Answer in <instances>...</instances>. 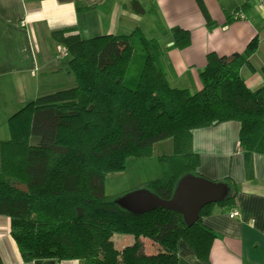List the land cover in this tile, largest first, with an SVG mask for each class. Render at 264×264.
<instances>
[{"label":"trees","instance_id":"1","mask_svg":"<svg viewBox=\"0 0 264 264\" xmlns=\"http://www.w3.org/2000/svg\"><path fill=\"white\" fill-rule=\"evenodd\" d=\"M195 1L206 26L214 25L203 0ZM128 6L139 15L153 11L137 0ZM169 32L172 47L189 44L188 30L175 26ZM58 39L71 56L68 70L75 85L25 102L8 117L9 137L0 141V214L10 219L22 260L178 264L177 243L183 240L207 262L214 234L202 217L215 204H235L238 189L231 178L217 180L227 184V195L203 206L191 225L168 208L127 210L105 194L104 181L108 173L123 171L128 158L148 157L154 143L171 138L172 152L158 156L169 174L141 186L168 199L180 176L200 175L191 130L227 120L240 123L238 143L251 178L252 156L264 148V84L248 88L240 68L249 64L257 36L242 52L207 53L201 88L194 93L170 85L157 39L139 28L128 35ZM15 183L25 184L27 192ZM114 233L130 234L134 241L118 249ZM139 237L161 250L142 253Z\"/></svg>","mask_w":264,"mask_h":264},{"label":"crops","instance_id":"2","mask_svg":"<svg viewBox=\"0 0 264 264\" xmlns=\"http://www.w3.org/2000/svg\"><path fill=\"white\" fill-rule=\"evenodd\" d=\"M128 1L0 0V141L9 137L8 117L25 102L75 85L68 70V51L56 58L57 47L64 45L59 36L128 35L135 28L146 34L159 26L157 41L167 79L173 87L190 93L201 88L199 73L207 53L222 56L242 52L257 36V48L240 74L252 90L264 84V0H203L215 22L211 27L206 26L195 0H137L144 10L153 6V11L144 15L132 12ZM234 13L242 17L234 18ZM175 26L190 33V42L183 48L172 47L169 29ZM64 28L70 30L55 33ZM239 128L238 121L227 120L191 130L192 151L199 156L197 173L213 181L229 177L238 191L235 204H215L202 217V224L214 234L208 261L198 260L188 244L179 240L178 264H264V148L253 154V175L248 179L238 143ZM165 140L168 138L161 141ZM233 211L237 214L230 216ZM139 240L142 253L161 250L148 238ZM112 241L120 249L134 238L114 233ZM44 261L22 260L10 234V219L0 214V264ZM51 264L84 261L52 260Z\"/></svg>","mask_w":264,"mask_h":264},{"label":"water","instance_id":"3","mask_svg":"<svg viewBox=\"0 0 264 264\" xmlns=\"http://www.w3.org/2000/svg\"><path fill=\"white\" fill-rule=\"evenodd\" d=\"M14 186L27 192L25 184L15 183ZM228 191L225 182L186 173L179 177L168 199L160 198L146 188H137L124 193L115 201L133 213H143L158 207L168 208L181 213L186 224L191 225L198 218L203 206L224 199ZM51 263L52 260L43 262V264Z\"/></svg>","mask_w":264,"mask_h":264},{"label":"rangeland","instance_id":"4","mask_svg":"<svg viewBox=\"0 0 264 264\" xmlns=\"http://www.w3.org/2000/svg\"><path fill=\"white\" fill-rule=\"evenodd\" d=\"M158 27H156V30L154 29L151 32H145V35L147 37H156L155 39H157V36L159 35ZM1 135L0 131V138L2 137ZM171 150L172 140L171 138H168V140L155 144L152 147V153L150 156L142 158H128L126 167L123 171L111 172L106 175L104 181L105 194L109 197H113L115 200L128 191L141 188L143 184L150 180L168 175V167L166 164L158 160V156L170 154L172 152ZM117 235L121 236L123 234L117 233Z\"/></svg>","mask_w":264,"mask_h":264},{"label":"built area","instance_id":"5","mask_svg":"<svg viewBox=\"0 0 264 264\" xmlns=\"http://www.w3.org/2000/svg\"><path fill=\"white\" fill-rule=\"evenodd\" d=\"M237 17H242L241 14H235L234 13V18H237ZM67 53V48L66 46L64 45H60L57 47V51H56V58H61L63 57L65 54ZM237 212L236 211H233L232 213H230V216H234L236 215Z\"/></svg>","mask_w":264,"mask_h":264}]
</instances>
